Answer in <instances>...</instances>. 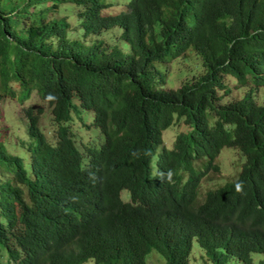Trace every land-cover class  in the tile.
I'll return each mask as SVG.
<instances>
[{"label": "trees", "instance_id": "1", "mask_svg": "<svg viewBox=\"0 0 264 264\" xmlns=\"http://www.w3.org/2000/svg\"><path fill=\"white\" fill-rule=\"evenodd\" d=\"M62 4V16L46 17ZM113 4L0 0V65H13L10 76L0 71V96L15 80L23 99H46L63 151L74 147L67 92L83 93L104 135L85 161L74 147L67 163L29 108L33 142L16 143L29 163L0 141V239L17 222L31 225L26 241H0L3 264H147L152 251L165 264H198L195 248L203 264H255L253 253L264 264V100L255 94L264 91V0H129L100 15ZM73 15L81 31L69 37ZM103 30L117 46L111 36L84 40ZM191 52L204 72L166 87L167 64ZM234 88L247 90L225 100ZM177 120L169 148L163 132ZM225 147L243 158L236 178L197 201ZM113 158L120 173L103 178Z\"/></svg>", "mask_w": 264, "mask_h": 264}, {"label": "rangeland", "instance_id": "2", "mask_svg": "<svg viewBox=\"0 0 264 264\" xmlns=\"http://www.w3.org/2000/svg\"><path fill=\"white\" fill-rule=\"evenodd\" d=\"M129 0H119L118 4H113L110 6L112 9H116L119 6H124ZM123 9V8H122ZM113 12L118 13L120 10ZM64 5H60V9L58 10H52V12L47 13V18H50L52 16H62L64 14ZM77 10L75 9L74 12ZM73 21L71 22V32L70 35L74 34L78 30V20L75 15L71 17ZM115 29L119 30V33L121 30L119 27L115 26ZM81 30V29H80ZM116 34L117 31H114ZM104 37H110L112 38L113 42H115L116 37L110 33L107 32L103 35ZM94 37H88L86 40L90 42L93 40ZM122 48L124 51L128 50V47L125 44H122ZM187 60L179 57L178 59L173 60L169 64H167V79L170 81L166 83V87H173L176 88L179 86L180 83H182L185 80L186 76H191V73L201 74L204 72L203 66H201V60L198 55H196L194 52L186 54ZM13 65L9 63L8 61L3 62L0 65V71L4 72L6 76H10L13 74L12 72ZM0 72V73H1ZM191 78V77H189ZM231 87H235L236 83L232 80L229 81ZM15 88H17L16 84H12ZM247 88H234L230 95L225 97V100H231L232 98H240L245 92ZM257 100L259 102H262L264 100V91L257 90L256 91ZM19 94L16 95L15 98H11L9 96L6 97V105H3L1 107V116H0V141L5 144L7 141H11L14 144L21 143L25 144L24 140L25 138H28L27 130H26V124L23 121L21 117H24V110L29 107L30 105L34 106H42V102L40 99L36 96V94H32L29 99L25 100L24 102L18 101ZM5 99H2L3 101ZM45 109L46 113L41 117V128L46 133L47 138L50 142L54 143L56 140L55 137V129L56 126L54 122L52 121L51 115L49 113V109L46 104ZM83 119L87 122L92 121V117L89 115L83 116ZM5 127V132L2 133V127ZM73 128L76 132V142L79 145V141H82L83 143H86L88 141V132L86 129H83L79 125V121L75 120L73 123ZM183 129L182 121L177 120L175 123L167 128L163 132V138H164V145L167 147L172 146V142L174 140V137L178 132H180ZM92 132H97L101 135L99 130L92 126ZM33 140L30 141L32 143ZM29 145V143L27 144ZM8 146L10 149H14L13 145L8 143ZM9 149V150H10ZM13 154H17L21 157H25L28 154V151L22 150L20 153H15L10 151ZM156 157V155H155ZM215 162L219 165V172L210 171L202 180L199 187V193L198 198L201 200L204 196L205 192L209 189H215L219 186L224 185L227 182H232L235 178L237 173L240 170V166L243 162V158L240 156V154L237 152L234 148H223L221 153L216 158ZM121 199L128 201L129 193L126 189H123L120 193ZM0 249L3 250L5 253V249L0 245ZM195 259L198 260V264H203L202 262H206V257L201 256L199 252H197V249L195 248L194 253ZM252 259L254 260L255 264H258V261H260L263 258V255H260L259 253H253L251 255ZM88 263L85 264H92V260L87 261ZM211 264V262H208ZM235 264V262H232ZM147 264H165V260L156 252L152 251L148 258H147Z\"/></svg>", "mask_w": 264, "mask_h": 264}, {"label": "clouds", "instance_id": "3", "mask_svg": "<svg viewBox=\"0 0 264 264\" xmlns=\"http://www.w3.org/2000/svg\"><path fill=\"white\" fill-rule=\"evenodd\" d=\"M108 3H110L111 1L113 2H116V3H119V0H106ZM128 3V2H127ZM126 3V4H127ZM125 7V5H124ZM110 9L111 7H108V8H105L102 10L101 14L100 15H103V16H109L110 15ZM99 15V16H100ZM77 17V16H76ZM98 17V16H97ZM78 20V30H80V24H79V19L77 18ZM89 23L91 26L94 27V23L93 21L91 22H87ZM71 26L72 24L70 25V28H69V37H71L70 35V32H71ZM120 29V28H119ZM81 31V30H80ZM119 31V30H118ZM107 33L106 30H103L100 32L99 35H89L87 36L84 40L87 42V43H90V42H93L97 39L101 40L102 37H104L103 35ZM121 33V32H120ZM88 37H94L93 40H91L90 42H88L86 39ZM118 44V41L117 39H115V42H113V46H117ZM9 82H7V88L5 91H3L1 93V96H0V116H1V107L3 105H6L7 102H6V97L9 96L11 98H15L17 94H19V97H18V101H21V102H24L25 100L29 99L30 96L32 94H36V96L40 99V101L42 102V106H34V105H30L29 107H27L25 110H24V114L25 116L24 117H21L23 119V121L25 122L26 126L28 125V119H27V116H26V111L29 109V108H33V112L34 114H37L39 116V121H38V126H39V129L42 131V133L45 134V136L47 137L46 133L42 130L41 128V117L46 113V109H45V105H47L48 109H49V113L51 115V118H52V121L54 122L55 126H56V129H55V137H56V140L54 143L50 142L47 138V140L52 144V151L54 153H56L57 155L63 157V159L68 163L70 162L71 160H73L75 157H76V154H77V151L76 149L79 151L83 161L86 160V151H85V147L86 146H90V147H98L100 143H102L103 139H104V135L102 134L100 128L98 126H96L94 124V121H95V118L97 117V114L96 112L91 108L90 104H89V97L83 93H75V92H70L68 91L67 92V97H66V105H67V108L69 109V113H70V116H71V120L68 121L67 123L65 124H68L71 126V130H72V140H73V143H74V147H71V148H66L64 149L63 151H58L57 148H56V143H57V135H56V130H57V127H58V123L55 122L54 120V115L52 114L51 112V107L48 103V101L46 99H42L36 91H32L30 93V95L27 97V98H22V93H21V89L19 87V84L17 81L15 80H8ZM16 84L17 85V88H15L12 84ZM10 91H13V93H10ZM2 99H5L3 101H1ZM38 109H41L42 112L41 113H38L37 110ZM86 115H89L92 117V121H85L83 119V116H86ZM75 120H78L79 121V125L80 127H82L83 129H86L87 130V134H88V141L86 143H83L82 141H79V145L78 143L76 142V132L73 128V123ZM62 124V123H60ZM92 126L96 127L99 132L102 134V138H101V135L97 132H92ZM26 130H27V127H26ZM2 133L5 132V127L3 126L2 127V130H1ZM26 140H29L31 141L32 139H28V138H25ZM8 143L12 144L14 149H10L9 146H8ZM173 143V142H172ZM5 145L7 147V149L12 152H15V153H20L22 152V150H25V151H28V147L26 146H22V145H18V144H14L13 142L11 141H7L5 142ZM11 153V152H10ZM13 154V153H11ZM17 155V154H15ZM19 156V155H18ZM21 157V156H20ZM23 158V157H22ZM29 158H30V153L28 151V154L23 158L24 162L25 163H29ZM107 165H109V173H107V175L103 176L104 177H109L113 174H116L118 176V174L120 173V165L119 163L116 161L115 158L109 160V162L106 163ZM105 164V165H106ZM101 178V177H100ZM117 178V177H116ZM115 178V179H116ZM201 184V183H200ZM200 187V186H199ZM122 191V190H121ZM120 191V193H121ZM199 193V192H198ZM206 193V192H205ZM26 196V194H25ZM121 197V196H120ZM202 198H205V195L202 197ZM200 201V199L198 198V194H197V201ZM202 200V199H201ZM31 229V225L29 223H26V222H17L16 224H14L10 229H9V232L10 234L13 236V237H18V238H21L23 240H27V235L29 233ZM11 238L10 240H4V239H0V241L4 244V245H7V244H13L14 243V238ZM1 245V244H0ZM26 245L27 242H26ZM2 246V245H1ZM2 253H3V250L0 249V263L3 264V259H2Z\"/></svg>", "mask_w": 264, "mask_h": 264}]
</instances>
